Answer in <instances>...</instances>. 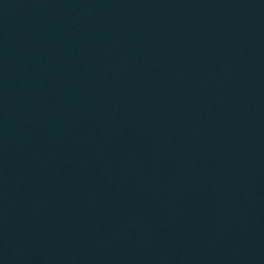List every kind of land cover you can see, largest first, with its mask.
I'll return each instance as SVG.
<instances>
[{
	"label": "water",
	"instance_id": "95a60500",
	"mask_svg": "<svg viewBox=\"0 0 264 264\" xmlns=\"http://www.w3.org/2000/svg\"><path fill=\"white\" fill-rule=\"evenodd\" d=\"M0 264H264V0H0Z\"/></svg>",
	"mask_w": 264,
	"mask_h": 264
}]
</instances>
